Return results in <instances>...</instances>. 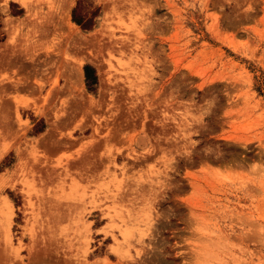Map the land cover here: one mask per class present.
Returning <instances> with one entry per match:
<instances>
[{
	"label": "rangeland",
	"instance_id": "374dc122",
	"mask_svg": "<svg viewBox=\"0 0 264 264\" xmlns=\"http://www.w3.org/2000/svg\"><path fill=\"white\" fill-rule=\"evenodd\" d=\"M0 264H264V0H0Z\"/></svg>",
	"mask_w": 264,
	"mask_h": 264
},
{
	"label": "trees",
	"instance_id": "16d2710c",
	"mask_svg": "<svg viewBox=\"0 0 264 264\" xmlns=\"http://www.w3.org/2000/svg\"><path fill=\"white\" fill-rule=\"evenodd\" d=\"M78 6H79V4H77L75 9L73 10L72 20H73V22L77 23L82 30L88 31L91 29V23L90 22L87 23V21L84 20V16H82V15H80V13H78V9H79ZM88 69H89V67H85L84 68L85 72H88ZM90 81L93 82L94 80L90 79ZM88 89L91 90L90 85H88ZM41 131H42V127L35 129V132H37V133H39Z\"/></svg>",
	"mask_w": 264,
	"mask_h": 264
},
{
	"label": "bare ground",
	"instance_id": "6f19581e",
	"mask_svg": "<svg viewBox=\"0 0 264 264\" xmlns=\"http://www.w3.org/2000/svg\"><path fill=\"white\" fill-rule=\"evenodd\" d=\"M6 151V150H5ZM3 152H4V150H3ZM4 154H5V152H4ZM2 155H3V153H2ZM7 226V225H6Z\"/></svg>",
	"mask_w": 264,
	"mask_h": 264
}]
</instances>
